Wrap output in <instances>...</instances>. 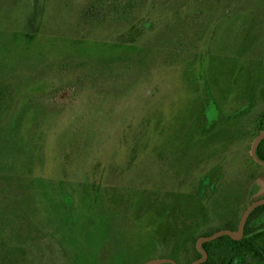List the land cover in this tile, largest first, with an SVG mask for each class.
I'll return each mask as SVG.
<instances>
[{
	"label": "rangeland",
	"instance_id": "obj_1",
	"mask_svg": "<svg viewBox=\"0 0 264 264\" xmlns=\"http://www.w3.org/2000/svg\"><path fill=\"white\" fill-rule=\"evenodd\" d=\"M123 6L0 0V254L14 264L194 251L264 196V0Z\"/></svg>",
	"mask_w": 264,
	"mask_h": 264
},
{
	"label": "flooded vegetation",
	"instance_id": "obj_2",
	"mask_svg": "<svg viewBox=\"0 0 264 264\" xmlns=\"http://www.w3.org/2000/svg\"><path fill=\"white\" fill-rule=\"evenodd\" d=\"M258 117H259V119H258L259 128H261V127H263V128H261L262 129L261 131L260 130L258 131L256 137L262 131H264V119L261 118L262 116H260V114L258 115ZM261 143L263 144L264 140ZM257 152H258V150H257ZM257 156H258L259 160L264 163V153L262 155L258 154ZM255 162L258 165L264 167V165L258 163L257 161H255ZM263 199H264V196L256 199L255 201L263 200ZM255 201H253V202H255ZM260 209H264V205L257 207L253 211V212H255V215ZM239 223H240V221H239ZM238 227H239V224H238ZM238 227L236 230H233V228H232L229 231L236 232L238 230ZM218 231H221V230H217V231L211 233V235L215 234ZM247 234H248V236L253 238L254 251H249L244 246V238ZM211 235H209V236H211ZM203 236H207V235H203ZM203 236H201L200 238H202ZM262 237H264V229L262 230V228H261V229H257L256 231H251L249 229V227H247V223H246L243 235L240 237V239L235 240V241H240V247H238V248H234L232 246H229L228 243H224L223 245L229 246L227 251H221V248L219 249L215 246L214 247L211 246L208 248L203 247L202 249L195 246L194 251H172L171 253H167V254H165L163 251H161L155 257H152L151 259L146 260L144 262V264H147L148 262L153 261V260H163L164 261V262H161L158 264H194L195 262H199L198 264H247L246 263L247 258H248L247 256H250V258H252L253 261L257 262V264H264V243H263V247L260 244ZM217 239H215V240H217ZM232 240H234V239H232ZM214 241H211V242H214ZM205 243H210V242H205Z\"/></svg>",
	"mask_w": 264,
	"mask_h": 264
},
{
	"label": "water",
	"instance_id": "obj_3",
	"mask_svg": "<svg viewBox=\"0 0 264 264\" xmlns=\"http://www.w3.org/2000/svg\"><path fill=\"white\" fill-rule=\"evenodd\" d=\"M264 140V131H262L253 141L252 146H251V156L252 158L257 161L258 163L264 165L262 161L259 160L257 156V149L261 142ZM264 205V199L263 200H258L253 202L251 205H249L246 210L244 211L242 218L239 223L238 230L236 232H232L229 230H221L216 232L215 234L208 236V237H202L198 240V246H202L205 242H211L214 241L215 239L222 237V236H229L234 240L240 239V237L244 233L245 225L248 221V218L250 217L251 213L259 206ZM164 262L163 260H153L148 262L147 264H158ZM199 262H195L194 264H198Z\"/></svg>",
	"mask_w": 264,
	"mask_h": 264
},
{
	"label": "trees",
	"instance_id": "obj_4",
	"mask_svg": "<svg viewBox=\"0 0 264 264\" xmlns=\"http://www.w3.org/2000/svg\"><path fill=\"white\" fill-rule=\"evenodd\" d=\"M128 0H115V4L114 2L112 3V0H104V2H109L110 3V9L113 10V11H119L122 6L124 4L127 3ZM135 2L136 0H131V4H132V7L135 6ZM106 4V3H105ZM129 4V3H128ZM118 5H120L121 7L119 8ZM124 7V6H123ZM262 129H260L261 131ZM258 154L259 155H262L264 153V143L260 144L259 147H258ZM257 154V155H258ZM262 159V158H261ZM255 216V212H253L251 214V216L249 217L248 219V222H247V227H248V224L251 222V220L253 219V217ZM211 235V234H209ZM209 235H207L206 237H208ZM224 243H228L229 246H232L234 248H238L240 247V241H235V240H232L230 237L228 236H223V237H220L218 238L217 240H215L214 242H210V243H204L202 246H198V244H196V246L200 249H202L203 247H214L216 244L218 245H223ZM244 246L247 250L249 251H254V243H253V238L248 236V234L245 236L244 238ZM13 252V251H12ZM14 253V252H13ZM12 257H10V255L7 257L5 252L4 253H1L0 254V264H14L15 263V259L16 257L13 258V254L11 255Z\"/></svg>",
	"mask_w": 264,
	"mask_h": 264
}]
</instances>
